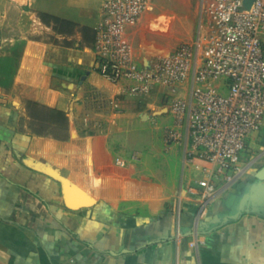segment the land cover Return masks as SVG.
Instances as JSON below:
<instances>
[{"label": "crops", "instance_id": "1", "mask_svg": "<svg viewBox=\"0 0 264 264\" xmlns=\"http://www.w3.org/2000/svg\"><path fill=\"white\" fill-rule=\"evenodd\" d=\"M102 2L0 0V264H264V218L244 212L229 217L241 208L247 191L240 189L241 183L264 165V133L249 136L241 153L246 159L239 162L242 172L211 203L201 204L188 195L183 167L175 206L128 203L122 213L120 206L131 199L116 202L101 190L103 177L93 171L87 147L80 151L69 137L60 140L18 129L14 110L23 107L20 100L26 97L64 111L73 131L69 113L43 94L55 90L56 81L99 87V77L116 88L115 94L124 93L123 84L108 81L94 69ZM41 14L73 30L56 33L53 21L44 22ZM145 14L128 29L129 39ZM201 25L202 20L198 31ZM41 33L55 34L68 44L55 45L54 56L46 60L52 43L39 39ZM132 43L141 60L151 57L138 41ZM83 45L88 48H80ZM76 158H85V172L70 168ZM47 169L78 187L69 202L85 205L69 207L61 182ZM136 206L141 207L139 214L133 212Z\"/></svg>", "mask_w": 264, "mask_h": 264}, {"label": "built area", "instance_id": "2", "mask_svg": "<svg viewBox=\"0 0 264 264\" xmlns=\"http://www.w3.org/2000/svg\"><path fill=\"white\" fill-rule=\"evenodd\" d=\"M152 4L103 0L94 69L133 97L161 94L172 120L169 137L185 131V191L205 205L242 172L239 155L249 136L264 133V0L249 9L244 0H213L192 40L141 60L128 29Z\"/></svg>", "mask_w": 264, "mask_h": 264}, {"label": "rangeland", "instance_id": "3", "mask_svg": "<svg viewBox=\"0 0 264 264\" xmlns=\"http://www.w3.org/2000/svg\"><path fill=\"white\" fill-rule=\"evenodd\" d=\"M212 2L153 0L152 7L130 35V40L138 41L140 49L148 56L166 54L195 37L199 22L209 19L207 9ZM160 19L165 20V24H161ZM52 26L56 33L73 30L72 26L60 22H53ZM38 38L52 43L47 49L50 55L47 53L46 60L54 56L55 45L63 47L68 44L52 33H41ZM80 48L88 47L83 45ZM98 79L101 81L99 87L83 86V81L75 84L70 79L63 83L56 81L55 90H44L43 94L50 103H58L69 113L74 122L69 138L79 145L80 151L87 147L93 171L103 177L101 190L116 202L131 199L120 206L122 213L130 206L128 203L148 204L152 208L175 206L184 174V128L179 129V139L169 137L172 120L161 94L152 93L145 98L115 94V87L102 78ZM27 101L26 97H21L19 105L23 107L14 110L20 131L40 128L39 121L30 117ZM49 131L61 134L59 129H42L46 134ZM132 155L136 157L132 158ZM121 159L125 161L124 165L117 162ZM244 159L240 154L239 161ZM70 162V168L86 171L85 158ZM253 174L248 179H255ZM88 176L86 173L85 177ZM140 206L133 207L135 214L140 213Z\"/></svg>", "mask_w": 264, "mask_h": 264}, {"label": "water", "instance_id": "4", "mask_svg": "<svg viewBox=\"0 0 264 264\" xmlns=\"http://www.w3.org/2000/svg\"><path fill=\"white\" fill-rule=\"evenodd\" d=\"M253 0H244V5L249 9L252 5ZM47 173L55 177L62 184V190L65 197L66 204L71 208H78L79 206L85 205L84 203L73 204L69 202V199H72L71 190L73 185L58 172L47 169ZM256 181L249 185L247 191L241 199V208L232 215H229L231 219L239 217L243 212L252 213L264 218V165L259 167L253 174ZM89 204V203H86ZM228 217H225L224 220H227Z\"/></svg>", "mask_w": 264, "mask_h": 264}, {"label": "trees", "instance_id": "5", "mask_svg": "<svg viewBox=\"0 0 264 264\" xmlns=\"http://www.w3.org/2000/svg\"><path fill=\"white\" fill-rule=\"evenodd\" d=\"M42 20L48 21L46 19H49L53 22H60L61 20L49 16L46 14L40 15ZM27 109L29 111L30 117L36 121H39L40 128H32V132H34L37 135L44 134L42 132V129L44 128H52V129H59L61 131V134H57L55 132L49 131L47 134L51 135L52 137L60 140H67L69 137V133L72 129V124L66 113L62 110H58L56 108H49L43 105H39L35 102L28 101L27 102ZM46 134V133H45Z\"/></svg>", "mask_w": 264, "mask_h": 264}, {"label": "flooded vegetation", "instance_id": "6", "mask_svg": "<svg viewBox=\"0 0 264 264\" xmlns=\"http://www.w3.org/2000/svg\"><path fill=\"white\" fill-rule=\"evenodd\" d=\"M256 180L255 179H253V180H250V179H246L245 181H243V184L241 183V187H240V189H244V188H247L248 189V187H249V185H251L252 183H254ZM230 215V214H229ZM232 215V214H231Z\"/></svg>", "mask_w": 264, "mask_h": 264}, {"label": "bare ground", "instance_id": "7", "mask_svg": "<svg viewBox=\"0 0 264 264\" xmlns=\"http://www.w3.org/2000/svg\"><path fill=\"white\" fill-rule=\"evenodd\" d=\"M160 22H161V24H165V20H163V19H160ZM72 185H73V189L71 191H73L74 189L79 190L78 187H76V185H74V184H72Z\"/></svg>", "mask_w": 264, "mask_h": 264}]
</instances>
